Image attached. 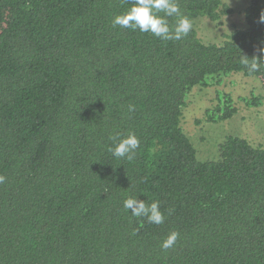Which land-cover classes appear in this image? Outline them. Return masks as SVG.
<instances>
[{
    "label": "trees",
    "instance_id": "trees-1",
    "mask_svg": "<svg viewBox=\"0 0 264 264\" xmlns=\"http://www.w3.org/2000/svg\"><path fill=\"white\" fill-rule=\"evenodd\" d=\"M177 2L192 29L165 41L113 27L133 0H0V264H264V147L227 136L201 161L182 127L210 80L242 74L264 91V0L219 44L195 23L234 10ZM129 134L133 158L114 157ZM128 198L159 202L164 222L132 216Z\"/></svg>",
    "mask_w": 264,
    "mask_h": 264
},
{
    "label": "rangeland",
    "instance_id": "rangeland-1",
    "mask_svg": "<svg viewBox=\"0 0 264 264\" xmlns=\"http://www.w3.org/2000/svg\"><path fill=\"white\" fill-rule=\"evenodd\" d=\"M234 11L214 22L196 21L199 38L206 43H221L225 36L244 23L248 0H222ZM233 107L231 117L220 119L222 108ZM182 127L201 161L217 157L218 145L227 136H237L253 146L264 147V91L258 81L242 74H230L220 81H208L193 88L183 111Z\"/></svg>",
    "mask_w": 264,
    "mask_h": 264
},
{
    "label": "clouds",
    "instance_id": "clouds-1",
    "mask_svg": "<svg viewBox=\"0 0 264 264\" xmlns=\"http://www.w3.org/2000/svg\"><path fill=\"white\" fill-rule=\"evenodd\" d=\"M163 12L164 16L158 15ZM178 17L174 28H170L165 17ZM261 22L264 23V15L261 16ZM113 27L117 25L123 28H130L133 31L139 30L141 33H151L153 36L162 40L179 41L187 36L192 29V22L186 16H182L177 0H133V6L130 11L123 15L116 16L112 21ZM264 53V48L260 49ZM251 61V62H250ZM241 64L248 68L250 72L258 71L261 67L260 61L249 59L246 56L241 57ZM133 106H129L132 110ZM139 147V140L135 134H129L126 138L120 140L114 147L109 148L114 157L132 159ZM5 177L0 176V183H3ZM126 211L131 210L134 217H144L148 223L162 224L164 215L160 211L159 202H153L150 205L142 200L128 198L123 202ZM179 239L178 232H172L162 242L163 250L172 248Z\"/></svg>",
    "mask_w": 264,
    "mask_h": 264
}]
</instances>
